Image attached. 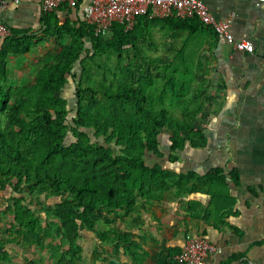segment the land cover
<instances>
[{
    "label": "trees",
    "instance_id": "16d2710c",
    "mask_svg": "<svg viewBox=\"0 0 264 264\" xmlns=\"http://www.w3.org/2000/svg\"><path fill=\"white\" fill-rule=\"evenodd\" d=\"M78 10L63 4L40 13L41 29L61 48L30 84L8 87L5 82L10 55L31 53L35 32L8 24L11 35L0 45V221L7 217L0 245L40 249L49 253L51 264H81L83 235L97 234L101 243L113 244L116 259L136 253L131 264H137L148 255L137 256V242L118 224L146 204L203 192L212 198L206 219L217 213L223 223L234 213L236 198L227 178L238 185L236 171L178 173L147 159L177 162L188 146L207 144L203 123L210 68L198 52L204 39L216 42L219 36L196 17L148 15L137 17L132 30L115 23L107 35H95ZM157 27L164 37L173 34L183 41L167 64L151 70L154 62L147 63L142 40H153ZM133 56L147 68L127 63ZM70 80L73 107L62 94ZM226 199L228 205L219 208ZM193 202H187L191 211ZM192 212L194 218L203 217V209ZM205 232L198 235L206 237ZM181 250L168 247L164 258L154 261L176 264L174 255ZM103 251L94 250L93 257ZM32 255L24 264L43 262L40 254ZM7 256L8 251L0 253V264Z\"/></svg>",
    "mask_w": 264,
    "mask_h": 264
},
{
    "label": "crops",
    "instance_id": "0c3cea01",
    "mask_svg": "<svg viewBox=\"0 0 264 264\" xmlns=\"http://www.w3.org/2000/svg\"><path fill=\"white\" fill-rule=\"evenodd\" d=\"M35 1L40 17V0ZM205 1L218 17L233 16V32L237 37L251 39L255 51H237L220 36L216 42L204 39L198 55L210 67V96L203 123L208 141L200 149L188 146L169 167L178 173L196 171L201 175L215 168L222 169L226 175L236 171L238 185L230 176L227 178L231 194L236 198L234 213L225 217L223 223L217 213L206 219L212 198L203 192L146 204V208L128 215L118 224L137 242V256L148 255L146 261L139 260L137 264H156L154 259L159 261L166 248H183L188 236H199L204 230L205 236L220 247L219 252L208 256L207 264H264V1ZM32 2L22 0L15 4L7 0L0 5V17L11 26L25 27L21 24L23 13L31 11ZM59 14L66 16L64 11ZM77 14L84 18L82 9ZM165 39L177 50L183 41L173 34ZM18 56L9 57L5 82L8 87L18 86L24 81L23 77L19 82L18 77L28 73L27 61L21 64ZM188 201H194L192 211L203 209L202 218L192 216ZM228 203L229 199L220 201L218 207ZM206 220L212 222L209 224ZM80 242L84 247L81 264H131L132 257L136 256V253L132 256L122 253L116 259L113 244L101 243L97 234L85 233ZM99 248H104L103 254L93 257V251Z\"/></svg>",
    "mask_w": 264,
    "mask_h": 264
},
{
    "label": "built area",
    "instance_id": "2783aa9c",
    "mask_svg": "<svg viewBox=\"0 0 264 264\" xmlns=\"http://www.w3.org/2000/svg\"><path fill=\"white\" fill-rule=\"evenodd\" d=\"M20 4L22 0H12ZM264 1V0H259ZM7 0H0L4 5ZM63 4L82 9L84 19L94 27L95 35H107L115 23L125 25L127 30L134 28L137 17L148 15L151 18H198L235 50L253 53L254 42L247 37H237L232 30L233 16L218 17L205 0H40L41 12L57 11ZM11 35V28L0 17V41ZM220 251V247L208 237L188 236L180 253L175 257L176 264H207L209 255Z\"/></svg>",
    "mask_w": 264,
    "mask_h": 264
},
{
    "label": "rangeland",
    "instance_id": "374dc122",
    "mask_svg": "<svg viewBox=\"0 0 264 264\" xmlns=\"http://www.w3.org/2000/svg\"><path fill=\"white\" fill-rule=\"evenodd\" d=\"M32 1L30 0V2ZM36 6H37V2L34 0V2H32L31 4V11L28 13H23L22 20L24 22L22 21L21 23L25 25V27H30L31 29L33 28L35 32V45L31 53L28 54V58H26L25 55L18 56V59L20 60L21 64H24L25 61H27V66L25 67L26 71L28 72L27 75H22L21 77H18L19 82L24 77V81L22 83H25V84H30L31 82H33L35 79L37 69H39L40 67L44 66L45 64L55 59L58 56V53L61 48V46H59L54 39L46 35L44 31L41 29V25L39 24V21H38L39 13L37 12ZM155 32H156L155 38L153 40H150L151 41L150 44H148L150 42L149 40H142V42L145 45V51L149 55V57H146L147 63L154 62L152 65L149 64V66H151V70L154 69L155 66L158 65V63L164 64V65L167 64L172 54L177 51V49H175V46L174 45L172 46L170 44L171 42L165 39L161 30L158 27L155 29ZM157 40L160 43H158ZM173 50H176V51H173ZM160 55H162L163 57L161 58V61L157 59L159 58ZM127 63H130L134 68L141 66V65L145 66V62L141 59V57L133 56L131 58H127ZM203 71H205V68H202L201 70H199V73H203ZM62 94L64 97L68 99L70 103V107H73L76 103V100H75L74 84L72 83L71 80L64 88ZM167 148H168L167 134L164 133L163 149L167 150ZM147 159L150 162L151 161H161V162L166 161L165 165L169 166L167 158L157 159L156 157L151 156V157H147ZM2 197H3V193L0 196V201L4 203V199ZM30 203H33V201H30ZM6 221H7L6 216H4L3 219L0 221V239H3L6 237L2 233L5 228L4 223ZM5 246H6V249L4 251H8V256L2 262L3 264H24L27 258L33 256L32 253H36L37 255L40 254L43 257L44 260L41 264H51V262L49 261L50 257H49L48 252H42L40 249H37V248H32V250L25 249L21 245L11 244V243H7Z\"/></svg>",
    "mask_w": 264,
    "mask_h": 264
},
{
    "label": "water",
    "instance_id": "95a60500",
    "mask_svg": "<svg viewBox=\"0 0 264 264\" xmlns=\"http://www.w3.org/2000/svg\"><path fill=\"white\" fill-rule=\"evenodd\" d=\"M6 249L5 245H0V253H2V251H4Z\"/></svg>",
    "mask_w": 264,
    "mask_h": 264
}]
</instances>
